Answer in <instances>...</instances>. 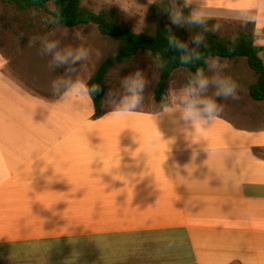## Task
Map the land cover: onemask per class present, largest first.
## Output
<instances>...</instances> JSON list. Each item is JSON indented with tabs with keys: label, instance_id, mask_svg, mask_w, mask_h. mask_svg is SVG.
I'll return each instance as SVG.
<instances>
[{
	"label": "crops",
	"instance_id": "crops-1",
	"mask_svg": "<svg viewBox=\"0 0 264 264\" xmlns=\"http://www.w3.org/2000/svg\"><path fill=\"white\" fill-rule=\"evenodd\" d=\"M192 8L253 24L264 48V0ZM51 25L17 36L0 18V264H264V101L251 97L258 77L248 62L245 74L230 72L240 59L204 71L230 76L239 99L215 98L223 111L203 136L162 111L191 72L173 89L176 71L151 109L117 117L105 104L95 118L92 98L53 94V80L88 83L99 67L90 53L50 69L53 53L39 55L44 37L59 41L54 51L93 50L75 28ZM33 37L41 39L30 46Z\"/></svg>",
	"mask_w": 264,
	"mask_h": 264
},
{
	"label": "trees",
	"instance_id": "trees-1",
	"mask_svg": "<svg viewBox=\"0 0 264 264\" xmlns=\"http://www.w3.org/2000/svg\"><path fill=\"white\" fill-rule=\"evenodd\" d=\"M7 4H14L20 10L28 9H43L46 12H51L49 20H59L55 23L68 28H76L94 24L98 27L103 36L114 38L119 45L116 51L110 55L98 68L97 72L88 82V85H99L103 88V92L92 98L95 107V118H100L103 115L104 92L111 89L107 83V76L113 66H121L132 61L144 53H150L153 58L159 54L160 60L166 63V67L160 70L159 81L154 91V99L158 104H161L168 92V84L173 74L178 70H187L195 73L198 68H203L206 71L209 67V60L216 58L219 60L228 59L236 60L245 58L258 77V81L251 88V97L255 101H264V60L261 53L263 47L255 44L254 34L242 32L240 37L235 40L222 41L213 40L209 45H200L198 48L195 45L189 44L190 49H195L199 53L200 59L197 60L193 56L188 64H181L180 56L186 53L174 49L168 44L169 34L175 36L182 42L185 41V28L177 29L175 26L164 21L161 16L162 8L158 3L152 6V15L157 21V28L154 34L149 32L136 33L129 28H123L117 20L118 12L116 10L109 11L104 9L101 13H97L83 5V0H2ZM50 5L54 7L50 10ZM57 13L59 17H57ZM252 25L251 23H247ZM166 26L171 28V33L165 30ZM210 39L216 37L209 35Z\"/></svg>",
	"mask_w": 264,
	"mask_h": 264
},
{
	"label": "clouds",
	"instance_id": "clouds-1",
	"mask_svg": "<svg viewBox=\"0 0 264 264\" xmlns=\"http://www.w3.org/2000/svg\"><path fill=\"white\" fill-rule=\"evenodd\" d=\"M195 0H183V7L189 8L194 4ZM57 17L59 14L57 13ZM170 22L173 25L180 26L182 20L190 25L201 26L206 23V17L201 12L192 8L188 17H184L181 9H175L169 16ZM53 23H59V20H53ZM165 30L171 33V28L166 26ZM218 26L214 27L212 31H217ZM78 39H82L81 36H77ZM36 39L40 37H33L29 41V45L33 46ZM168 44L174 49H178L186 55L180 56L181 64H188L191 62V58L199 60L200 55L195 49H190L189 44L195 45L197 48L204 44L203 35H195L190 38L189 42H182L175 36L169 34ZM59 41H50L47 37L42 38V48L39 50V55L43 56L48 53H53L52 60L48 67H60L71 63L76 65L81 61H87L90 57V50L83 46H79L76 49L67 47L61 51H54L58 48ZM207 46V45H205ZM98 55V53H97ZM156 68L163 69L166 67V63L160 60L159 54L155 56ZM227 63H220L218 59L213 60L209 64V69L215 71L216 69L227 68ZM75 71V69H72ZM120 89H109L104 92L105 104L112 108L111 115L122 116L134 112L140 107L144 100V92L148 85V81L145 79L144 73L140 70H136L134 73L124 77L120 81ZM210 85L215 86L213 96L204 97L201 93L205 92ZM238 84L230 76L213 75L212 77L205 76L204 69L198 68L194 75L190 74L188 83L179 90L178 93H173L171 99H174V103L165 104L162 106L163 113L175 116L179 114V120L184 122H191L195 133L198 136H203L206 132L205 125L209 120L214 121L219 117V114L223 111V106L216 102L215 98L222 97L223 99L238 100L237 94ZM51 88L53 94H58L60 88L64 89L62 93L65 97L79 98L88 97L93 98L103 92L97 84L91 86L83 79H75L65 81L64 77H60L57 80L51 82ZM161 135V134H160Z\"/></svg>",
	"mask_w": 264,
	"mask_h": 264
},
{
	"label": "rangeland",
	"instance_id": "rangeland-1",
	"mask_svg": "<svg viewBox=\"0 0 264 264\" xmlns=\"http://www.w3.org/2000/svg\"><path fill=\"white\" fill-rule=\"evenodd\" d=\"M154 3H158L161 8V16L164 21L171 24L169 16L175 9H181L183 16L186 18L189 16L190 9L184 8L183 3L175 0H83V5L97 13H101L104 9L109 11L116 10L118 12L117 20L123 28H129L136 33L149 32L154 34L157 28V21L152 15V6ZM50 10L53 11L54 7L49 6ZM0 18L2 24L7 29H10L11 33L21 36L23 33L21 30H33L34 33H41L42 29L47 30L52 23L47 20L51 17V12H46L43 9H28L20 10L16 5H6L4 9L0 11ZM173 25V24H171ZM56 26V25H55ZM177 29L185 28V41L189 42L190 38L195 35L204 36V44L209 45L213 40L229 41L235 40L240 37L242 32L248 34H254V26L248 25L247 23H233L223 20H208L201 26L190 25L186 20L181 21V25H173ZM218 26L217 31H212L214 27ZM80 32L79 36L82 37L86 46H90L93 50H90L92 54L94 68L100 67V65L112 55L118 48V41L114 38L103 36L98 27L94 24L79 26L75 28ZM212 34L216 38L210 39L209 35ZM77 35V36H78ZM98 53V55H97ZM216 60V58L211 59ZM219 60V59H218ZM242 67L238 71H230L231 74H245V68L250 69L246 66L247 63L245 58H240ZM136 70H140L144 73L145 79L148 81V85L144 92V100L139 108H144L148 105L149 108H153L155 105L154 91L159 81L160 70L156 68L155 58L150 53H144L134 58L132 61L123 64L121 66H113L109 76V83L112 89H121L120 81L122 78L134 73ZM189 71L179 70L175 73L170 87L173 89L179 88L181 80H185ZM252 75H254L252 73ZM254 103V102H253ZM256 104H262L256 102ZM157 106V105H156Z\"/></svg>",
	"mask_w": 264,
	"mask_h": 264
}]
</instances>
